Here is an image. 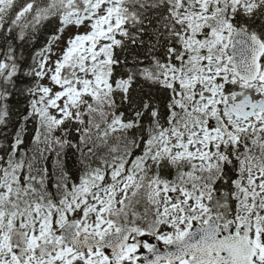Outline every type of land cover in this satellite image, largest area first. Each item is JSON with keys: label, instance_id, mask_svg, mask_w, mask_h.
<instances>
[{"label": "snow or ice", "instance_id": "snow-or-ice-1", "mask_svg": "<svg viewBox=\"0 0 264 264\" xmlns=\"http://www.w3.org/2000/svg\"><path fill=\"white\" fill-rule=\"evenodd\" d=\"M0 264H264V0H0Z\"/></svg>", "mask_w": 264, "mask_h": 264}]
</instances>
